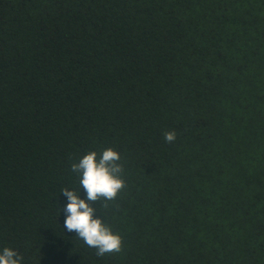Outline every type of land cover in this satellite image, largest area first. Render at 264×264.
<instances>
[{
  "label": "trees",
  "instance_id": "trees-1",
  "mask_svg": "<svg viewBox=\"0 0 264 264\" xmlns=\"http://www.w3.org/2000/svg\"><path fill=\"white\" fill-rule=\"evenodd\" d=\"M175 131L173 143L165 132ZM112 148L97 208L119 253L65 227L72 164ZM22 264H264V0H0V253Z\"/></svg>",
  "mask_w": 264,
  "mask_h": 264
},
{
  "label": "clouds",
  "instance_id": "clouds-1",
  "mask_svg": "<svg viewBox=\"0 0 264 264\" xmlns=\"http://www.w3.org/2000/svg\"><path fill=\"white\" fill-rule=\"evenodd\" d=\"M176 132L168 131L164 134L167 143H173ZM90 152L78 163L72 164V171L82 174L80 187L87 192V198H80V191L63 189L61 193L67 197L68 204L64 209L66 219L64 227L69 232H76L77 238L87 246L96 249L97 256L119 253L122 249V238L100 218H94L97 208L93 203L100 201L101 207L107 208L103 201L115 200L119 192L126 186L122 179L123 165L118 163L120 154L108 148L101 154ZM23 256L18 252L4 248L0 253V264H22Z\"/></svg>",
  "mask_w": 264,
  "mask_h": 264
}]
</instances>
